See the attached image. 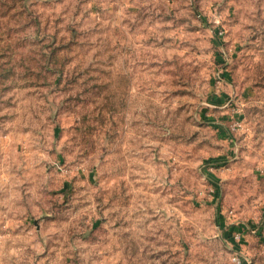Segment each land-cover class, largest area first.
Segmentation results:
<instances>
[{"label":"rangeland","instance_id":"rangeland-1","mask_svg":"<svg viewBox=\"0 0 264 264\" xmlns=\"http://www.w3.org/2000/svg\"><path fill=\"white\" fill-rule=\"evenodd\" d=\"M235 254L264 264V0H0V264Z\"/></svg>","mask_w":264,"mask_h":264},{"label":"built area","instance_id":"built-area-1","mask_svg":"<svg viewBox=\"0 0 264 264\" xmlns=\"http://www.w3.org/2000/svg\"><path fill=\"white\" fill-rule=\"evenodd\" d=\"M237 234H238V236L240 237V234H239V233H237ZM231 260H232V263H233V264H244L243 260H241V259L239 258V256L236 255V254L232 256Z\"/></svg>","mask_w":264,"mask_h":264},{"label":"trees","instance_id":"trees-1","mask_svg":"<svg viewBox=\"0 0 264 264\" xmlns=\"http://www.w3.org/2000/svg\"><path fill=\"white\" fill-rule=\"evenodd\" d=\"M240 235H242V234H240Z\"/></svg>","mask_w":264,"mask_h":264}]
</instances>
